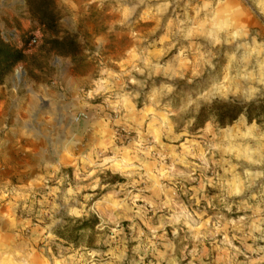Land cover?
I'll list each match as a JSON object with an SVG mask.
<instances>
[{
	"label": "clouds",
	"instance_id": "9594fccd",
	"mask_svg": "<svg viewBox=\"0 0 264 264\" xmlns=\"http://www.w3.org/2000/svg\"><path fill=\"white\" fill-rule=\"evenodd\" d=\"M49 6L63 119L0 123V264H264V0Z\"/></svg>",
	"mask_w": 264,
	"mask_h": 264
},
{
	"label": "rangeland",
	"instance_id": "374dc122",
	"mask_svg": "<svg viewBox=\"0 0 264 264\" xmlns=\"http://www.w3.org/2000/svg\"><path fill=\"white\" fill-rule=\"evenodd\" d=\"M54 33L39 26L38 19L30 13L25 0H0V36L21 49L26 56L25 61L19 63L0 84V101L6 109V112L0 113V123L11 125L15 121L19 126L22 120L30 118L33 122L46 121L49 115L57 122L62 121L63 117L58 115L59 105L53 108L52 97L46 86L37 83L44 78L48 69V56L53 52L45 40L53 39ZM32 38L36 39V44L28 46ZM6 114L8 119L4 121ZM12 146L15 148V158L21 159L26 147L24 141L13 140ZM26 182L23 175L15 170L12 183Z\"/></svg>",
	"mask_w": 264,
	"mask_h": 264
},
{
	"label": "trees",
	"instance_id": "16d2710c",
	"mask_svg": "<svg viewBox=\"0 0 264 264\" xmlns=\"http://www.w3.org/2000/svg\"><path fill=\"white\" fill-rule=\"evenodd\" d=\"M30 13L38 19L39 26L49 32H55L53 16L51 14L49 0H25ZM50 50H55L60 45L53 38L45 40ZM25 54L0 36V84L10 75L14 68L25 61Z\"/></svg>",
	"mask_w": 264,
	"mask_h": 264
},
{
	"label": "built area",
	"instance_id": "2783aa9c",
	"mask_svg": "<svg viewBox=\"0 0 264 264\" xmlns=\"http://www.w3.org/2000/svg\"><path fill=\"white\" fill-rule=\"evenodd\" d=\"M12 37L14 36L12 35ZM34 44H36V39L35 38L30 39L28 42V46H33Z\"/></svg>",
	"mask_w": 264,
	"mask_h": 264
},
{
	"label": "crops",
	"instance_id": "0c3cea01",
	"mask_svg": "<svg viewBox=\"0 0 264 264\" xmlns=\"http://www.w3.org/2000/svg\"><path fill=\"white\" fill-rule=\"evenodd\" d=\"M0 93H1V90H0ZM0 98H1V94H0ZM0 105H2V101H0ZM0 113H1V111H0Z\"/></svg>",
	"mask_w": 264,
	"mask_h": 264
}]
</instances>
